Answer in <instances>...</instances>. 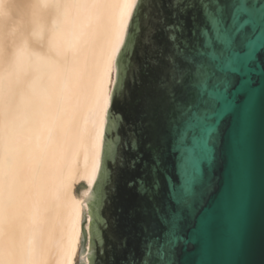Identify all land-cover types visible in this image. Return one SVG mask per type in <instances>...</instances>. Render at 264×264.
Masks as SVG:
<instances>
[{
	"label": "bare ground",
	"instance_id": "6f19581e",
	"mask_svg": "<svg viewBox=\"0 0 264 264\" xmlns=\"http://www.w3.org/2000/svg\"><path fill=\"white\" fill-rule=\"evenodd\" d=\"M137 3L0 0V264H89L84 202Z\"/></svg>",
	"mask_w": 264,
	"mask_h": 264
},
{
	"label": "water",
	"instance_id": "95a60500",
	"mask_svg": "<svg viewBox=\"0 0 264 264\" xmlns=\"http://www.w3.org/2000/svg\"><path fill=\"white\" fill-rule=\"evenodd\" d=\"M240 3L246 4L247 0ZM252 4L253 19L245 21L252 24L254 36L249 55L264 46V0H252ZM162 27L152 0H138L116 61V86L107 114L100 174L84 202L91 220V256L86 259L89 264H141L148 240L160 237L159 243H164L163 227L154 217L145 215L150 204L136 191L135 183L143 172L139 166L135 170L127 166L135 154L130 147L133 133L141 132V120L147 123L140 110V82L137 79L133 84V74L137 64L150 54L149 38L154 32L162 36ZM220 70L239 71V66L229 63ZM233 126L234 122L225 124L210 163L205 162L209 150L195 136L189 147L186 133L175 140L163 128L144 127L140 135V151L145 152V159V145L162 148L166 173L170 174L167 183L177 202L182 190L188 193L192 185L200 183L198 211L184 214L180 233L183 241L171 257L174 264H264V96L258 95L254 117L239 146ZM159 199L167 203L166 190L162 189ZM86 221L83 206L84 258L88 255L83 227ZM145 224L147 232L142 231ZM123 237H127L128 247L121 250L119 241ZM152 261L158 264L155 248Z\"/></svg>",
	"mask_w": 264,
	"mask_h": 264
},
{
	"label": "snow or ice",
	"instance_id": "6c2138e0",
	"mask_svg": "<svg viewBox=\"0 0 264 264\" xmlns=\"http://www.w3.org/2000/svg\"><path fill=\"white\" fill-rule=\"evenodd\" d=\"M152 6L163 35L152 34L150 54L133 74V84L137 79L140 82V110L147 123L141 120V132L133 133L130 147L135 154L127 166L131 170L139 166L143 172L135 183L136 191L150 204L145 215L154 217L166 234L163 244L160 237L147 241L141 264H153L154 248L158 264H174L171 257L183 241L184 214L198 211L200 183L192 185L188 193L182 190L177 202L167 183L170 174L166 173L162 148L145 145V159L140 135L144 127L163 128L175 140L186 133L189 147L195 136L209 150L205 162L210 163L225 124L234 122L239 146L254 117L258 95L264 96V46L249 55L254 36L252 24L245 21L253 19L252 0L243 5L240 0H152ZM241 8L249 11H238ZM229 63L238 65L239 71L220 70ZM162 189L167 191V203L159 199ZM147 228L145 224L142 231ZM119 242L121 250L128 247L127 237Z\"/></svg>",
	"mask_w": 264,
	"mask_h": 264
},
{
	"label": "rangeland",
	"instance_id": "374dc122",
	"mask_svg": "<svg viewBox=\"0 0 264 264\" xmlns=\"http://www.w3.org/2000/svg\"><path fill=\"white\" fill-rule=\"evenodd\" d=\"M82 188H83V185H80V186L78 187V191L82 190Z\"/></svg>",
	"mask_w": 264,
	"mask_h": 264
}]
</instances>
